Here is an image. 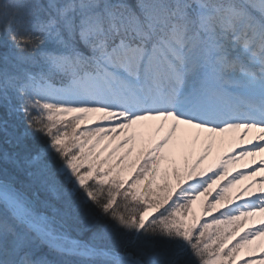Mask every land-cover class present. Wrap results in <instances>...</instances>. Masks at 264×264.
<instances>
[{
  "label": "snow or ice",
  "instance_id": "6c2138e0",
  "mask_svg": "<svg viewBox=\"0 0 264 264\" xmlns=\"http://www.w3.org/2000/svg\"><path fill=\"white\" fill-rule=\"evenodd\" d=\"M0 264H264V0H0Z\"/></svg>",
  "mask_w": 264,
  "mask_h": 264
},
{
  "label": "rangeland",
  "instance_id": "374dc122",
  "mask_svg": "<svg viewBox=\"0 0 264 264\" xmlns=\"http://www.w3.org/2000/svg\"><path fill=\"white\" fill-rule=\"evenodd\" d=\"M232 135H234V134H226V136L227 137H231ZM105 144H107V143H109L108 141H105L104 142ZM103 146V145H102ZM229 151H231V146H230V144H228V143H224L223 145H219V144H217L216 146H214V148H213V152H212V157H211V159H210V161L208 162V163H206V165H204L203 167H207V166H209L210 164H212V163H215V162H217V160H218V157H221V154L222 153H224V154H226L227 152H229ZM220 152V153H219ZM240 165H242V163L240 164ZM239 165V166H240ZM244 164L239 168L240 170H243L244 169ZM118 200H119V198H118ZM197 211V210H196ZM197 214H199V212L197 211ZM205 219H206V217H205ZM251 247H254V245L253 246H251ZM242 255H243V253H242Z\"/></svg>",
  "mask_w": 264,
  "mask_h": 264
},
{
  "label": "bare ground",
  "instance_id": "6f19581e",
  "mask_svg": "<svg viewBox=\"0 0 264 264\" xmlns=\"http://www.w3.org/2000/svg\"><path fill=\"white\" fill-rule=\"evenodd\" d=\"M210 158H211V157H209V159H210ZM209 159H208V160H209ZM250 159H251V158H250ZM256 159L259 160V157H257ZM208 160H207V161H208ZM207 161H206V162H207ZM257 179H259V176L257 177ZM245 183H247V182H245ZM196 210L199 212V205L196 206ZM257 255H259V253H257Z\"/></svg>",
  "mask_w": 264,
  "mask_h": 264
}]
</instances>
